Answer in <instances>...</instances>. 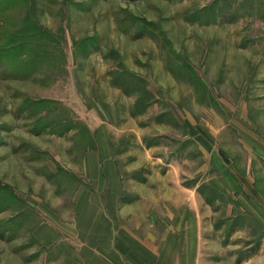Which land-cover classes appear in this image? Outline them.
Masks as SVG:
<instances>
[{
  "label": "rangeland",
  "instance_id": "1",
  "mask_svg": "<svg viewBox=\"0 0 264 264\" xmlns=\"http://www.w3.org/2000/svg\"><path fill=\"white\" fill-rule=\"evenodd\" d=\"M102 213L264 264V0H0V264H79Z\"/></svg>",
  "mask_w": 264,
  "mask_h": 264
},
{
  "label": "crops",
  "instance_id": "2",
  "mask_svg": "<svg viewBox=\"0 0 264 264\" xmlns=\"http://www.w3.org/2000/svg\"><path fill=\"white\" fill-rule=\"evenodd\" d=\"M158 213L156 211L155 215H163ZM110 216L112 215L108 213L96 214L90 229L92 239L87 242L79 240L74 244L78 251L79 264H196L195 258L187 259L186 263L173 257L163 259L164 253L167 256L173 254L164 251L176 242L168 243L164 241L163 237L159 240L149 241L140 230L110 224ZM113 216L116 217L117 215L113 214ZM148 228L147 231L152 232L153 226ZM134 231L141 235H136L137 233ZM62 264L67 263L62 262Z\"/></svg>",
  "mask_w": 264,
  "mask_h": 264
}]
</instances>
